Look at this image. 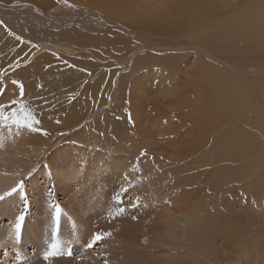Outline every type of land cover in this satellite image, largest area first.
<instances>
[{
	"label": "bare ground",
	"instance_id": "obj_1",
	"mask_svg": "<svg viewBox=\"0 0 264 264\" xmlns=\"http://www.w3.org/2000/svg\"><path fill=\"white\" fill-rule=\"evenodd\" d=\"M57 1L58 0H0V14L2 16L6 14L12 18L18 15L23 17L21 22L22 25L19 27H17V25H19L20 20L17 21L18 19L15 18L18 23L16 25L18 30H12L11 27L15 28V26L7 24L9 21L6 23L4 21L5 19H2L4 17L1 18L0 16V53H2L1 47L5 48L4 51L7 49L10 50L9 58H3L2 60L3 67L17 66L30 59L34 54L37 55L39 52L48 55L49 52L51 53L55 49L61 52L60 47L63 48V51L67 55H69L68 53L72 50L70 45L80 48H92L94 35H89L87 33L88 35L85 36V34H83V36H85L83 37L80 36L79 33L78 36L80 37L77 38V34L71 33L72 31L67 33L63 30L64 28L59 31H50L48 29L44 30L41 27L42 31L40 29V31L38 30L40 34L38 46L33 43V38L30 39L32 36L30 33L32 31L29 29V24L32 22L44 26L49 21L59 24L62 20L68 26L67 23L72 20L71 15H73V12L68 10L69 8L73 9V6L76 5L71 2V0H59L58 4ZM112 1L114 0H88L87 3L91 5V8H94L96 4L98 6H110L111 4H115ZM118 1L123 2L124 0ZM193 1L196 0H192V2ZM218 1L220 3L222 2L221 0ZM218 1L216 2L215 8H217V11H220L222 7L218 5L224 2L220 4ZM227 1L230 3V0ZM238 1H235L237 5H244L241 1ZM250 1L247 9H245L249 14L241 18L236 17L233 25H229L227 28L217 31L218 34H214V37H204V33H200L199 36L203 38L200 39L198 36L194 37V34H186L189 40V47L182 48L184 49L185 55L176 53V55L171 54L158 58L153 57L155 55H151L152 57L149 56L147 59L141 58L139 60L137 66L146 67L149 70H156L159 64H167V62L171 61H175V64L171 66V68L180 66L181 64L179 63L177 55L182 57L187 56L190 50H192L191 53L194 55L192 58L193 62L188 61V63L191 62L193 64V69L191 67L192 70L189 69V74L187 73V75H180L182 76L179 78L180 81L178 80L180 84L177 82L180 86H174L176 87L175 90L173 87L170 89V81L166 80L162 82L159 75L158 77H154L155 75L149 77L147 75L149 78L145 77V84L149 83L148 81L150 79L152 82H150L149 85L147 84L145 88L146 93L142 97L138 98L135 94L129 95V93L122 92L124 95L115 102L114 106L103 112L102 115L106 117V122L104 121L105 123L97 124V126L100 128L99 130L105 131L106 134L112 136L113 139L109 141L110 144L103 141L104 138L102 139L100 137V131L97 132L98 130H96V132H82L78 135L82 143L69 142L55 152L56 155L60 154L61 157L65 156L66 168L55 167L53 155H50L51 161L48 160V165L57 175L61 174L63 170L66 172L64 173L66 174L65 178L77 177L81 172H85L77 180L78 183L75 187L76 192L73 196L74 199L69 202L71 206L69 207L66 204L68 208H66V211L60 212L59 217H57L56 210H53L49 203V205L43 206L42 209L39 208V214L44 212L45 215L35 220L37 226L35 228H40L41 231L42 228H45L47 235L52 233L54 236L58 235V231L61 233V229H59V227H61V218L62 220L63 218L67 219L68 225L72 224V222L78 225L82 224L83 226L78 228L82 229L80 230L83 232L81 234L85 235V237L91 239V235H95L93 233H99L107 244L109 240H113V242H118L122 245H131L130 248L128 245L127 246L128 249L131 250L130 254H132V252L133 254L132 257H130L125 253L126 257L124 261L126 264H226L227 262L239 264L241 260H245V264H264V231L260 229L258 234L252 235L256 241L250 242L251 236L249 235L251 229L248 223H240L241 217L239 215L242 214L240 213L241 209L239 207L241 204L242 206L245 204V199L249 201V207H257L259 203L264 206V183H252L251 190L248 189L249 192L245 190V187L247 188V185H249V181L248 183H238L241 179H248L247 176L245 178L241 175L242 172H249V166L247 164L239 167L242 161H248V159L254 156L264 159V81L259 82V79L255 76V78L252 79L250 78L251 75L250 77L246 75H239V77H236L238 75L235 73L234 76L236 78H234L232 72L230 82L228 81L229 83H225L221 80L220 75L214 71L212 65L206 64L209 69L205 66V60L201 54H199L201 51L204 53L203 56L206 55L204 56L205 58L208 56L214 58L215 54L224 52L223 48H226L227 45L232 49L227 48L228 51L224 53H228L229 50L233 52L237 47L242 50V48H240L241 45H243L242 47L246 46L248 48L251 43L253 45L256 44L260 50L264 51V23L262 21L264 20V14H261L264 11V0ZM150 2H153L155 6L158 5V0H148L147 5H150ZM186 2L189 3L188 0H186ZM212 3L213 2H211V4ZM227 4L228 3L225 2V5ZM98 6L95 7L97 10H91V14L97 15L98 13L101 17L106 18L107 15L102 14L100 11L97 12ZM203 7L201 10H203ZM243 7L245 8L246 5ZM206 9L204 8V10ZM232 9H234V6ZM178 10L179 6L177 5L174 10H171L169 16H167L168 13H166V21L160 16L158 24L153 22V18H146L143 22L150 23L145 24L139 22V24L142 25L139 26L138 24L139 27L137 28L148 32H167L171 26L176 25L173 22L177 23L178 19L176 18L179 17H182L184 20H189L190 24L193 23L196 28L198 25H200V27L204 26V23L208 22L212 17L211 11H205L208 14L204 13L203 20L201 21L202 14L198 13L200 12L199 8H197L198 12L187 9L190 10L187 12L190 17H184L183 15H186L184 14L186 12H181V8L179 13L175 12ZM184 10L186 11L185 8ZM142 11L143 10H141V12ZM256 11L261 13H258L257 16ZM253 14H256V17ZM166 16L164 15V17ZM9 19L13 20L11 18ZM218 19L219 15H214V21ZM91 20L93 19H89L88 22ZM164 21L165 23L169 21V24H173H167V28H165V26H158H163ZM185 22L187 23V21ZM60 24L63 25L64 23ZM118 25H120V23ZM177 26L181 28L184 27L179 24ZM60 27L62 28V26ZM125 27L126 26H123L121 28L124 29ZM128 27L131 28L130 25ZM188 27L190 26L188 25ZM35 28L38 29V27ZM219 28L220 27L217 26L216 29ZM131 32H133L132 34L134 36L136 31L131 29ZM152 34L153 33H151V39H154ZM157 34L158 33H154V37ZM184 34L185 33H183L182 36H185ZM136 36L133 37V39L136 40H131L132 38H130L127 43L119 48L123 50L131 46L133 51L128 55V60L131 59V62H133L139 51L142 52V48L162 51L172 49L176 51V49H173L170 45L160 44L151 39L150 41L153 45L150 44V41L149 44H146L140 41L142 39L138 38L139 36ZM143 37L149 39V37ZM145 38H143V40ZM234 39L240 40L243 44H238ZM68 40L71 41L69 43L70 45L66 42ZM230 40H232L233 43L230 42ZM195 45H198V48H196ZM253 45L250 47H254ZM137 46L140 48H137ZM220 46L224 47L222 48ZM178 49H180V47ZM47 50H49L48 53ZM238 51L239 50H237V52ZM192 54L189 55V58L192 57ZM176 59L178 63H176ZM180 68L181 67H179V69ZM23 69H25V67ZM26 75L27 72L23 74V76ZM131 75L132 74L129 75L130 78ZM185 76H187L185 79L191 82V85L193 84L192 81H195L198 88L195 90L193 88L192 90V87L190 88L185 80L183 82L182 79H184ZM171 79L175 81L177 78L171 77L170 80ZM85 80L87 79L83 81ZM159 80L161 82H157ZM172 80L171 84L173 83ZM94 81L96 83V80ZM260 81H262L261 78ZM87 82L89 81L87 80ZM128 82H130L129 79ZM133 82L134 86L132 87L134 88L138 83L135 82V79ZM97 83L94 84L93 82L94 85H90L94 88ZM76 84L78 85V83ZM126 84H122V86H126ZM65 85L67 86V84ZM92 87L81 91L82 97L78 95V97H80H77L78 100H74V103H70L69 101V105H57V107H59L58 109L61 111L54 109L55 111L52 112L53 114L51 116L49 113L50 117L48 118L51 119H49L48 130L50 129V133L41 132L39 130L36 131L33 128L34 126L32 127L31 125L34 118L29 112L25 111V116L21 117L24 120H18L20 118L18 115L22 116L21 113H18V119H16L12 103H9L5 108H0V194L17 186L24 175H31V173H33L32 170L39 165V161L49 145L51 143L53 145L55 139H51L52 134H57L59 131L70 132L75 128H79L87 121L86 119L90 118L91 114L93 115V104L90 99H88L90 94L92 95L93 93ZM179 87L183 89H179L182 97L180 98L177 95L179 98H176L175 91H179L177 90ZM141 88L142 87H138L137 89ZM137 89L134 88L133 90L137 91ZM67 90L66 92H68ZM159 90L165 91L164 95L157 94V91L161 94ZM64 92L65 91H62V95ZM25 96H30V93H25ZM195 97H197V100L193 102L191 99ZM199 104L207 105V109L203 106L196 111ZM8 108L13 110H9ZM108 111H117L118 114H122L123 116L121 120L119 119L120 121L117 119L113 120V118L110 117L113 114L108 115ZM210 112L216 117H211ZM99 118H101V116H99ZM225 122L227 124L231 122L237 126L240 125V127L235 129L232 128L231 131L221 130L219 125ZM96 123L97 122H95V124ZM28 125H31V127ZM88 125H90V123H88ZM232 133H234V138L230 137ZM223 136L227 138L224 139ZM250 162L248 163L250 164ZM261 164L264 166L262 162ZM207 170H209L208 173H206ZM102 171L106 172V175H102ZM253 171L251 170V172ZM91 179L96 181L94 183H85L86 181L90 182ZM130 183H132V185ZM133 183H136V188ZM149 184L152 186L151 192L148 191ZM61 188L66 191L64 186L62 187L59 185L60 190ZM119 189L123 191L127 189L130 193L135 195V204L125 208L120 207V204L116 201V192ZM48 197L49 196L41 193L38 196V200L41 199L42 202H48ZM18 201L19 198H11L7 204L5 203L7 207L3 209L4 213L5 211L7 212V208L13 206V203L17 204ZM108 206H110L109 208H111V211L104 213V208L107 209ZM245 207H247V204ZM121 209H123V211H121ZM58 220L60 222H58L60 224L59 226L57 225ZM32 224L34 223L30 222V226ZM78 225H76V227ZM179 228H181L180 235H178L179 233L177 234ZM14 231L15 230L12 232ZM55 231H57L56 234ZM35 232L39 233L38 230ZM14 233H16V231ZM46 234L41 233L39 234L40 236L36 235L38 240H40L39 243H42L43 240L48 238ZM52 234H50V237ZM76 234V236H78L79 230ZM8 235V237L7 235L5 236L6 240L9 239L10 241H14L13 233ZM176 235L180 237L176 238ZM78 237L80 238L81 236L79 235ZM83 238V242L80 240L82 242L80 247L83 245L86 246L88 242H91L88 238H85L88 242ZM57 239L59 240V238ZM57 239L54 240L53 237V240H51L54 242ZM6 240L4 241L7 242ZM36 240L35 237V241ZM60 240L62 241L63 239ZM28 241L31 240L28 238ZM28 241L26 240V242ZM61 241H59L60 244ZM2 242L0 244H2ZM14 243L15 241L13 243L9 242L6 245V243L4 244L3 242L2 246H5L2 251L5 252L0 254V258H3L2 255H4L3 259L6 260L11 256L12 251H9L10 247H12L13 250H18V248H20L17 247V243ZM51 243L50 245H52ZM55 243L58 244V241L53 243L56 246L57 244ZM50 245L48 244V247ZM68 245L67 248H69ZM45 247L48 248L47 246ZM61 247L64 248V246ZM133 247H135V250ZM56 248L52 247L54 250H56ZM67 248L64 251L69 250ZM49 249L51 250L50 247ZM82 249L85 248L83 247ZM54 250L49 251L50 257L54 259L51 264H75L73 260L66 258L65 255L67 253L62 258L64 253L60 256L62 251L60 249L61 252ZM255 254H257V256H255ZM100 259H95L91 264H102ZM38 261H36L35 264H46L44 261Z\"/></svg>",
	"mask_w": 264,
	"mask_h": 264
},
{
	"label": "rangeland",
	"instance_id": "obj_2",
	"mask_svg": "<svg viewBox=\"0 0 264 264\" xmlns=\"http://www.w3.org/2000/svg\"><path fill=\"white\" fill-rule=\"evenodd\" d=\"M58 1H57V4L59 3ZM87 1L88 0H75V1L71 0V2H73L76 6H73V9L69 8V10H68L70 12L71 11L73 12V15H71L72 20L69 23H67L68 26L62 20H61L62 22L60 21V23H62V24L64 23L63 25H61L60 23L59 24L55 23V22L52 23L49 21L46 25L43 26V25H39L38 23L32 22L29 24V29L32 31L30 33L32 35V36L30 35L31 36L30 39L33 38L32 39L33 43L37 46L40 42L39 41V39H40L39 35L40 34L38 32L40 30L42 31V29H44V30L48 29L50 31H59V30H62L64 28L63 29L64 31H66L67 33L72 31L71 33L77 34L76 36H78L79 33H80L79 34L80 36H83V34H85V36L88 34L89 35L91 34V35H94V37H93L94 39L92 40V41H94V43H93V46L91 49L71 46L69 44L71 41L68 40L66 42H67V44L70 45V48H72V50L68 53L69 55H67L63 51V48L60 47L61 52L57 51L56 49L54 51H52L51 53L49 52V55L39 52V53H37V55L34 54L30 59L22 62L21 64H18L17 66L3 67L2 60H3V58H5V59L9 58V51L10 50L7 49L4 51L5 48L1 47L2 53H0V68H1L0 69V108H5L9 103H12L14 106L15 118L18 119V116H19L20 117L18 119L19 121L24 120L21 117L25 116V111L29 112V114L32 115L34 118L31 125H32V127L34 126L33 128L36 131L39 130L41 132L50 133L51 131H50V129L48 130V126H49L48 123H49V119H51V118H48V117H50L53 114L52 112L55 111L54 109L61 111L60 109H58L59 107H57V105L61 106L64 104V106H65V105H69L72 102L74 103L76 100H78V98L80 96L82 97L81 91H84L86 88L92 87L91 85L93 84V82H94V84H96L97 81L98 80L99 81H98L97 85H95L94 88L92 87L93 93H92V95L90 94V96L88 97V99H90L91 103L93 104L92 105V107L94 109L93 115L91 114L90 118L86 119L87 121H85L82 124V126H80L79 128H75L70 132L59 131L57 134L56 133L52 134L51 139L52 138L55 139L53 142V145H52V143L49 145L48 149L46 150L47 153L45 152L44 155L41 157V159L39 161V165L34 170H32L33 173L30 172L31 175L30 174L24 175L22 177V179L18 182L17 186L11 188L9 191H4L0 194V195L5 196V200L0 201V241L1 242L3 241L4 244L6 243V245L9 242L13 243L15 241V243L18 244L17 247H20V248H18V250H16V249L13 250L12 247L9 246L10 247L9 251H12V254L6 260L3 259L4 255H2L3 258H0V264H35V262L38 260L44 261V262H46V264H51L53 262L52 260H54V259H52L53 257L52 258L50 257L51 255H50L49 251L54 250V249H52V247L54 246L53 243L57 242V241H58V244L55 243V244H57L56 245L57 248L55 246L56 250H54V251H60L61 250L62 253L60 256H62V254L64 253L62 258L67 253L65 255L66 258L73 260L75 264H89V263L91 264L92 262H94L95 259H98V258L99 259L101 258L100 261L102 262V264H126L124 261V259L126 257L125 253L128 254L130 257H132V254H133V252H132V254H130L131 250L128 249V246L130 248L131 245H128V244H127L128 246L125 244L122 245L118 242H113V240L112 241L109 240L108 244H107V242H105L104 239L94 242L95 235L97 233H93L95 235H91V239L88 237H85V235L81 234L83 232L80 231V230H82V229H80L81 226H83L82 224L78 225V224H76V223L74 224L72 222V224L68 225L67 219L63 218V220H62V218H61V221H60L61 223L59 222V220L57 221V223L59 222L61 224V225L59 223L57 224L58 226L60 225L62 227V228L59 227V229H61L60 230L61 233H59V231L57 229L58 232L55 231V234L57 232L58 235H54V236L52 233H49L48 234L49 236H48L46 234L47 232H46L45 228H42V231L40 228L39 229L35 228V227H37L35 220L40 218V216L44 217V215H45L44 212H42V214H39L40 213L39 208L42 209L43 206L50 204V206L53 210H56V208L59 207L61 210L60 212H62V211H66V208H68L67 205L69 207L71 206L69 204V202H70V200L74 199L73 196L76 192L75 187H76V184L78 183L77 180L85 172V171L81 172L77 177L65 178L66 174H64V173H66V172L63 170L61 172V174L57 175L56 173H54L53 170L50 169V167L48 165L49 164L48 160L51 161L50 155L51 156L53 155V163H54L55 167L66 168V165H65L66 160L64 159L65 156L61 157L60 154L56 155L55 152L57 149L63 147L66 143H69V142L82 143V141H80L81 138L78 136L82 132H86V133L89 131L90 132H96V130H98L97 132L100 131L99 132L100 137L102 139L104 138L103 141L110 144L109 141H111L113 139L112 136L106 134L105 131L99 130L100 128L97 126V124L99 125L100 123L106 122V119H105L106 117L102 115L103 112L111 109V107L114 106L115 102L117 100H119L124 95L123 93H129V95L135 94L138 98L142 97L146 93L145 88H146L147 84L149 85L150 82H152V80L150 79L148 81L149 83L146 82L147 84H145V82H144L145 77L146 78L153 77L152 75H155L154 77H158V75H159V78L162 82L163 81L165 82L166 80L170 81V86H169V87H171L170 89H172V87H173V89L175 90L176 87H174V86H177V87L180 86L179 85L180 84L179 78L184 76V74L185 75H187V73L189 74V69H191V67L193 69V64L191 62L188 63V61H192V58L194 57V55L191 53L192 50H190L188 52L187 56L182 57L180 55H177L179 58V59L178 58L177 59L179 60V63L181 64L180 66H178V67L175 66V67L171 68V66H173L175 64V61H171V62H167V64L170 66H168L167 64H159L156 67V70H154V69L149 70L146 67L143 68L141 66H137L139 60L141 58L147 59L149 56L152 57L153 55H155L153 57H157V58L163 57V56H168L171 54L176 55V53H178V54L180 53V54L185 55L184 49H182V48H186V47L188 48L189 47V40H188L186 34L187 35L194 34V37L198 36L200 39H203L199 36L200 33H204V37H214L213 35L216 34L217 31L223 30L224 28H227L229 25H233L236 17L241 18L242 16H246L247 14H249L245 9H247L248 3L251 2L250 0H247V1L246 0H240L241 3L246 5V7L244 8L243 7L244 5L241 6L242 4L237 5L236 2L238 0H233L235 4L233 3L232 0H230V3L227 0L226 1L221 0L222 1L221 3L224 2L223 4H221L218 0H204V1L196 0L193 2H192V0L191 1L188 0V2L190 1L192 3H190V2L187 3L186 0H181V2L183 1L182 3L180 2V0H178V1L177 0H158L157 6H155V4L153 2H150L151 4L147 5L148 0H126V1L124 0L123 2L118 1V0H114L112 2H114L115 4H111L110 6H108V5L98 6L96 4L94 6V8L93 7L91 8V5L89 3H87ZM217 1H218V3L221 4L218 6L222 7V9L220 11H217L216 10L217 8H215ZM240 1H238V2H240ZM211 2H213V3L211 4ZM225 2L228 3L227 5L229 7L227 5H225ZM152 3L154 4V6L156 8L153 6ZM180 4H181V6H180ZM177 5L179 6V10H180V8L182 9V11L180 10L181 12H186V13H184L186 15H183L184 17H190L189 13H187L190 10H187V9H191L193 11L198 12L197 8H199V11H200L198 13L202 14L201 21L203 20L204 13L208 14L205 11H211L212 17L208 22L204 23V26L200 27V25H198L196 28H195L193 23L190 24L189 20H184L182 17L176 18V19H178V22L177 23L173 22L176 25L171 26L167 30V32H164V31L148 32L145 30H141L140 28H137V27L142 25V24H139V22L145 23V24L150 23V22H143V20L146 18H153V22L155 24L159 23L158 19L160 16L163 17V19L166 21V18H167V16L170 15L171 10L172 9L174 10V8H176ZM97 6H98L97 12L100 11L102 14L107 15L106 18L101 17L98 13H97V15L91 14L92 11L97 10L95 8ZM186 6H187V8H186ZM233 6H234L235 10L232 9ZM239 6H241V7H239ZM202 7H203V10H201ZM184 8L186 9V11L184 10ZM195 8H196V10H195ZM204 8L205 9L207 8V9L204 10ZM92 9H94V10H92ZM141 10H143V11L141 12ZM179 10L175 11V12L179 13L180 12ZM212 12H213V14H212ZM0 13H1V11H0ZM166 13H168L167 16H166ZM256 13L258 16V13H261V12L256 11ZM261 14H264V11ZM261 14H259V15H261ZM164 15L166 17H164ZM214 15H219V19L217 21H214ZM253 15L255 16L256 14H253ZM0 16H1V18L4 17L2 19H5L4 21L6 23L9 21L7 24H11V26L12 25L15 26V28L11 27L12 30H18L17 27L22 25L21 22L23 20V17L21 15L13 16V18L9 15H6V14H3V16L0 14ZM20 17H21V19H20ZM263 17H264V15H263ZM9 18H11L13 20H10ZM15 18L18 19L17 21L20 20L19 25H17L18 23H17ZM91 18L93 20L88 22V20ZM154 19H155V21H154ZM165 21H164L163 26L162 25H158V26H161V27L165 26V28H167V26H168L167 24H169V21H167L166 23H165ZM185 21H187V23ZM247 21H249V20H247ZM262 21L264 23V20H262ZM10 22H12V23H10ZM119 23H120V25H118ZM132 23H135V24H132ZM173 23H170V24H173ZM55 24H57V25H55ZM138 24H139V26H138ZM178 24L182 25L184 27H182V28L178 27L177 26ZM16 25H17V27H16ZM129 25L131 26V28L128 27ZM188 25L191 28L188 27ZM60 26H62V28ZM83 26L85 29L83 28ZM123 26H126V27L124 29H122L121 27H123ZM217 26H219L220 28L216 29ZM35 27H38V29ZM41 27H42V29H41ZM87 27H89V28H87ZM131 29H133V31H136L134 33V36L139 34L138 35L139 37L138 36H136V37L142 39L140 41H142L146 44H149V41L151 39V33H153V34L158 33L155 36L156 38L152 34V37L154 39H151V40H153L157 43H160V44L162 43V44L170 45V46H172L173 49H176V51L172 50V49L162 51V50H156V49H151V50L149 49L148 50V49L142 48V52L139 51L136 54L135 59H134L135 61L133 60V62H131V59L128 60V58H129L128 55H130V53L133 51L131 46L127 49H123V50L119 49L121 46H123L125 43H127L130 38H132L131 40H136V39H133L134 36L132 34L133 32H131ZM139 29H140V31H139ZM144 31H145V33H144ZM186 31H187V33H186ZM33 33H34V36H33ZM147 33H149L150 35ZM183 33H185L184 34L185 36H182ZM35 34H37V35H35ZM80 36H78L77 38H79ZM85 36H83V37H85ZM143 36L149 37V39L145 38ZM143 38H145V39L143 40ZM32 40H30V41H32ZM232 40H230V42L233 43ZM34 41H36V42H34ZM234 41H237L238 44L241 43L240 40L238 41L237 39H234ZM150 44L153 45L151 41H150ZM241 44H243V43H241ZM251 45H253V44L251 43ZM251 45H249L248 48L246 46L242 47L243 45H241L240 48H242V50H240L239 47H237L235 50H233V52L231 50H229L228 53H224V52L228 51L227 48L228 49H232V48H230L228 45L226 46V48L224 46H223L224 48L222 46H220L224 49V52H219L218 54H215L214 58L209 57V56L205 58L204 56H206V55L203 56L204 53L201 51L199 52V54H201V56L205 60V62H204L205 66L209 69V67L206 64H208L210 66L212 65L214 68V71H216L220 75L221 80L225 83L230 82V79L232 78V76H231L232 72H233L232 75L234 78L239 77V75L240 76L246 75L249 77L251 75L250 78L254 79L255 77H257V79H259V82H263L264 81L263 80L264 79V65H262V64H264V51L260 50L256 46V44L253 45L254 47H250ZM138 46H137V48H140ZM140 46H142V45H140ZM179 47H180V49H178ZM195 47L198 48V45H195ZM256 47H257L258 51H257ZM243 48H245V49H243ZM251 48H253V49H251ZM237 50H239V51L237 52ZM48 51L49 50H47V53H48ZM60 53H62V54H60ZM146 54H147V56H146ZM191 54H192V57H190L191 58L190 59L189 55H191ZM137 55H138V57H137ZM126 56H128V57H126ZM136 57H137V59H136ZM99 59H100V61H99ZM177 59H176V63H178ZM245 60H247V61H245ZM243 64H245V65H243ZM22 65H23V67H22ZM250 65H253V66H250ZM24 67H25V69H23ZM179 67H181V68L179 69ZM222 67H223V69H222ZM139 68H141V69H139ZM131 69H133V70H131ZM75 71H77V72H75ZM151 71H153V72H151ZM25 72H27V75L23 76V74ZM133 72H134V74H133ZM157 72H158V74H157ZM234 73L238 76L235 77ZM130 74H132L131 78L129 76ZM180 75H182V76H180ZM135 77L138 79V81ZM164 77H165V79H164ZM167 77H170V78L176 77L177 79H175V81H173L171 79L173 81V83L171 84L170 78H167ZM186 77L187 76H185L184 79H182V81L184 82V80H185L187 82V84L190 86V88L192 87L191 88L192 90H193V88H194V90L197 89L198 85L195 83V81H192L193 84L191 85V82H188L185 79ZM260 78L262 81H260ZM84 79H87L89 82H87V80L83 81ZM128 79L130 82H128ZM134 79H135V82L138 83V84H136V86L134 88L137 89L138 87H142L141 89H137V91L133 90L134 88L132 87V86H134V84H133ZM74 80H75V82H74ZM94 80H96V83ZM160 80L157 82H161ZM225 80H227V81H225ZM256 81H258V80H256ZM80 82H81V84H80ZM125 82L127 84L128 83L129 84L127 85ZM142 82H144V83H142ZM177 82L179 84H177ZM76 83H78V85ZM121 83L123 85L126 84V86H122ZM34 84H36V85H34ZM62 84H63V86H62ZM65 84H67L68 87ZM33 86H35V87H33ZM71 86H72L73 90H72ZM119 86H121V87H119ZM64 87H66V88H64ZM21 88L23 90V95H21ZM74 88H75V90H74ZM119 88H120V90L122 88L121 92H120ZM179 89L183 90L180 87L177 90H179ZM66 90L68 92H66ZM163 90H159V92H161V94L158 93V91L156 93L159 95H164L165 91L163 92ZM180 90L175 91L176 92V95H175L176 98L182 97V94H180L181 93ZM62 91H65L63 93V95H62ZM141 91H143V92H141ZM27 92L30 93V96H28V97L25 96V93H27ZM119 93L120 94L122 93V94L120 95ZM177 93H179V94H177ZM78 95H80V96L78 97ZM152 95H154V94H152ZM52 96H54V97H52ZM123 99H124V97H123ZM191 100L193 102H196L197 97H195ZM69 101H70V103H69ZM23 103H25V104H23ZM48 106H50V107H48ZM203 106L205 107V109H207V105H205V104L200 105L199 104L198 107L196 108L197 109L196 111L201 109V107H203ZM8 109L13 110L11 108H8ZM18 113H21L22 116L18 115ZM49 113H50V116H49ZM109 114L110 115L113 114L110 117L113 118V120L117 119L118 121H120L122 116H123L122 114H118L117 111L116 112L110 111L108 113V115ZM210 115H211V117H216L212 112H210ZM99 116H101V118H99ZM103 117L105 120L103 119ZM43 119L45 120V122ZM34 121L36 123H34ZM95 122H97V123L95 124ZM88 123H90V125H88ZM38 126H39V128H38ZM41 126H43V127H41ZM219 126L221 127V130H224V131H228V130L231 131L232 128L235 129V128L240 127V125L237 126L231 122H229L228 124L225 122L224 124H220ZM43 129H44V131H43ZM234 133H232L230 137L234 138ZM244 136H247V135H244ZM223 137H224V139L227 138L226 136H223ZM156 150H158V149H156ZM147 152L149 153L148 150H147ZM259 159L260 158L258 156L251 157L250 159H248V161H245L246 163L244 161H242L241 165L239 166V167H242L245 164H247L249 166V168H248L249 172H242L241 173L242 176H244L245 178L247 176L248 179L247 178L244 180L241 179V181L238 182V183H248V181H249V185H247V188L245 187V190H247V191H248V189L251 190L252 183H264V166L261 164V162L264 164V162H263L264 159H260L261 161ZM248 162H250V164ZM250 167H251V169H250ZM251 170L252 171L254 170V171L251 172ZM208 172H209V170H207L206 173H208ZM101 174L106 175V172L102 171ZM21 181L24 182L23 183V191H17L15 193H12L11 196H9L8 193L12 192V189L18 188ZM95 181L96 180L91 179L90 182L86 181L85 183H94ZM130 184L132 185V183H130ZM133 184H135L134 187L136 188L137 187L136 183H133ZM59 185H61L62 187L64 186V188H66V191L63 190L62 188L60 190ZM151 188H152V186H150V184H149V186H148L149 192H151ZM241 190L245 191L243 189H241ZM68 191H69V193H68ZM41 193L49 196L47 198L48 202L47 201L42 202L41 199H39L40 200V202H39L38 196ZM137 195H138V193H137ZM116 196H117L116 201L120 204V207L125 208L128 206H131L132 204H135L134 203L135 199H136V197L134 198L135 195L130 193V191H128L127 189H125V191H123L122 189L117 190ZM11 198H14V199L19 198V201L17 202V204L13 203L12 204L13 206H10V208H7V212L5 211V213H4L3 209H6V207H7L6 204ZM240 199H241V196H240ZM248 202L249 201H247V199H245V202H244L245 204H243V206L241 204V206L239 207L241 209L240 213H242V214H239L241 217L240 223H243V224L248 223V226L251 229V233L249 235V236H251L250 242H252V241L255 242L256 239L252 235L258 234L260 229H262L264 231V206H263V204L259 203V205H257V207H253V206L249 207L250 203H248ZM64 203H65V205L66 204L67 205L65 206ZM246 204H247V207H245ZM15 205H16V207H15ZM109 207L110 206H108L107 209L104 208L103 212L107 213V212L111 211L110 210L111 208H109ZM243 207H244V209H243ZM14 209H16V210H14ZM105 210H107V211H105ZM254 212H256V213H254ZM21 214H23L25 216V220L23 222L22 230L17 234V231L15 229V222H16L17 217ZM254 216H257V217H254ZM69 219H70V216H69ZM30 222L34 223L35 225L32 224L30 226ZM25 224H27V225H25ZM76 225H78V226L76 227ZM33 226H34V228H33ZM65 227H67V228H65ZM78 227H80V228H78ZM35 229H37L39 233L35 232V231H37ZM13 230H15L16 233H14L15 231L12 232ZM78 230H79L78 236L80 235L81 239L78 236H76L77 235L76 233L78 232ZM178 230L179 231H177V234L179 233L178 235H180L181 228H179ZM11 233H13V235H14V237H13L14 241H10L8 238H7L8 240H6L5 236L7 235V237H8L9 236L8 234H11ZM35 233H37V234H35ZM41 233L46 234V237H48V238H46V240L49 239L48 240L49 242L46 240H43V239H45V238H43L42 243H39L40 240H38V237L36 235H39ZM50 234H52V236L54 237V240L57 238H59V240L57 239L56 241L53 242L52 241L53 237L52 236L50 237ZM63 236H65V237H63ZM68 236H70V237H68ZM22 237H24V238H22ZM35 237L38 240V242H37V240L35 241ZM83 237L88 238V240L91 242H88ZM89 237H90V235H89ZM179 237L180 236H177L176 238H179ZM3 238H5V239H3ZM28 238L31 241H28ZM82 238L85 239L86 242H88V243L86 246L83 245L82 247H80V245L83 242ZM23 239H25V240H23ZM60 239H63V240L61 241ZM4 240H6L7 242H5ZM26 240L28 242H26ZM50 240L52 241V243ZM75 240H76V242H75ZM80 240H82V242ZM59 241H61V244ZM79 241H80V243H79ZM3 242H2V244H0V254H3L5 252V251H2L4 246H5V245L2 246ZM34 243H36V244H34ZM50 243L53 246L50 245ZM48 244L50 245L49 247L51 248V250L49 249ZM90 244L92 245L91 247L88 246ZM67 245L69 248H67ZM121 245L125 246V247H122ZM45 246H47L48 248H46ZM61 246H64L65 249ZM83 247L85 249H82ZM66 248L69 250L64 251V250H66ZM133 249L135 250V247H133ZM20 250H21V252H20ZM120 252H123V253H120ZM257 254H258V252H257ZM257 254H255V256H257ZM104 256H105V259H104ZM48 259H50V260H48ZM256 263H258V262H256ZM226 264H231V263L227 262ZM239 264H245V260H241L239 262Z\"/></svg>",
	"mask_w": 264,
	"mask_h": 264
},
{
	"label": "snow or ice",
	"instance_id": "obj_3",
	"mask_svg": "<svg viewBox=\"0 0 264 264\" xmlns=\"http://www.w3.org/2000/svg\"><path fill=\"white\" fill-rule=\"evenodd\" d=\"M21 95H23V90H22V88H21ZM34 123H36V122L34 121ZM28 126L31 127V125H28ZM23 183H24V182L21 181L20 184H19V186H18V188H14V189H12V192L8 193V195L11 196L12 193H15V192H17V191H23ZM4 200H5V196H4V195H0V201H4ZM60 211H61L60 208L57 207V208H56V214H57V217H59V215H60ZM121 211H123V209H121ZM24 220H25V216H24L23 214H21V215H19V216L17 217L16 222H15V228H16L17 233H19V232L22 230ZM102 239H103L102 235H100L99 233H97V234L95 235V240H94V242H95V241H100V240H102ZM91 246H92V245L90 244L89 247H91ZM53 248H55V245L53 246Z\"/></svg>",
	"mask_w": 264,
	"mask_h": 264
}]
</instances>
